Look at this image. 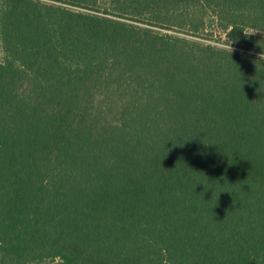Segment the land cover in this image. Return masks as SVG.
<instances>
[{
    "label": "trees",
    "instance_id": "1",
    "mask_svg": "<svg viewBox=\"0 0 264 264\" xmlns=\"http://www.w3.org/2000/svg\"><path fill=\"white\" fill-rule=\"evenodd\" d=\"M0 22V264H264V0Z\"/></svg>",
    "mask_w": 264,
    "mask_h": 264
},
{
    "label": "rangeland",
    "instance_id": "2",
    "mask_svg": "<svg viewBox=\"0 0 264 264\" xmlns=\"http://www.w3.org/2000/svg\"><path fill=\"white\" fill-rule=\"evenodd\" d=\"M261 35H264L263 33H261ZM216 40L213 39L212 42L214 43H218L215 42ZM223 45V44H220ZM4 60V50H3V39H2V32H1V22H0V62H2Z\"/></svg>",
    "mask_w": 264,
    "mask_h": 264
},
{
    "label": "clouds",
    "instance_id": "3",
    "mask_svg": "<svg viewBox=\"0 0 264 264\" xmlns=\"http://www.w3.org/2000/svg\"><path fill=\"white\" fill-rule=\"evenodd\" d=\"M253 33H255V32H253ZM253 33H252V34H253ZM246 35H247V34H246Z\"/></svg>",
    "mask_w": 264,
    "mask_h": 264
}]
</instances>
